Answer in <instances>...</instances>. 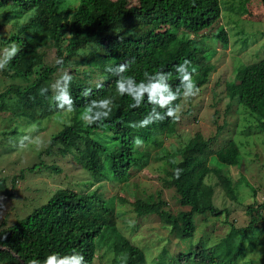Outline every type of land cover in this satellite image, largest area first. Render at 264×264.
Here are the masks:
<instances>
[{
  "label": "trees",
  "instance_id": "trees-1",
  "mask_svg": "<svg viewBox=\"0 0 264 264\" xmlns=\"http://www.w3.org/2000/svg\"><path fill=\"white\" fill-rule=\"evenodd\" d=\"M259 2L264 12V0ZM3 8H7L6 15L11 13L17 18L14 21L17 29L8 33L6 43L22 46L2 71L11 81L0 91V112L15 117L10 116L9 124L13 122V126L4 135H13L18 142L24 134L21 125L35 124L40 131L44 119L65 114L52 102L50 86L61 75L60 69L69 65L68 60L81 56L76 63L85 65L83 77L73 76L70 85L75 102L71 125L63 122V126L49 136L50 142L44 150L72 155L96 182H127L134 171L149 163L151 152L147 146L161 147L163 138L175 133L177 123L166 118L143 128L129 127L130 122L147 116L153 105L148 103L145 92L142 104L130 107L132 98L117 93L118 76L106 69L127 61L128 71L123 75L145 84L157 80L154 73L163 70L171 74L169 81L163 82H169L175 90L179 84L175 66L188 59L197 67L193 78L200 86L206 81L200 71L209 62L206 54L212 57V52H208L201 45L202 39L195 35L210 28L222 15L221 0H137L133 5L128 0H0V9ZM245 11L241 5L237 14ZM25 18L28 22L22 23ZM214 37L222 47L228 46L222 25ZM50 48L54 50L53 62L45 58ZM57 60L62 63L58 64ZM92 72L97 77L94 83L89 80ZM145 72L148 75L144 76ZM135 81L132 87H136ZM97 83H103V87L96 88ZM42 88H48L45 95H40ZM86 88L92 89L87 97L83 95ZM225 93L230 100L248 109L264 131V57L238 67L235 79L226 82ZM104 98L113 101L110 117L85 126L81 120L85 107L93 100ZM181 101L177 99L174 103ZM157 111L163 113L164 110L157 107ZM218 129L208 138L196 132L173 152L162 147L163 152L158 157L165 159L168 165L164 183L173 187L179 204L189 209L174 214L164 208L165 201L152 200L150 196L147 200L136 198L132 202L138 216L158 215L174 236L185 240L195 232L193 214L209 212L218 217L223 213V209L214 206L213 186L206 179L215 176L226 195L234 193L233 197L240 181L232 183L219 167L225 162L224 156L217 152H228L231 142L213 150L211 143L221 127ZM137 137L142 141L139 145L133 142ZM15 149L16 146H9L4 151ZM239 158L235 156L233 161ZM177 168L181 169L178 178L174 174ZM5 177L0 178V199L12 193L6 187ZM247 185L255 192L252 184ZM111 205L112 199L97 190L79 192L58 188L45 203L24 217L11 223L0 222V264H30L33 259L42 264L52 253L65 256L72 255L73 251L83 254L86 264H94L100 250L114 254L113 264H148L144 250L126 238L112 219L105 220L100 213V210L108 212ZM263 208L264 202L257 207L248 204L245 211L250 221L247 225L236 227L231 222L228 232L211 246L199 240L190 249L178 253V264H259L248 255L262 244ZM171 263L176 264L174 258Z\"/></svg>",
  "mask_w": 264,
  "mask_h": 264
},
{
  "label": "rangeland",
  "instance_id": "rangeland-1",
  "mask_svg": "<svg viewBox=\"0 0 264 264\" xmlns=\"http://www.w3.org/2000/svg\"><path fill=\"white\" fill-rule=\"evenodd\" d=\"M128 1L132 5L137 4V0ZM241 5H244L246 11L237 14ZM221 6V18L210 28L195 35L202 39L201 45L212 52V57L210 53L206 54L209 62L200 71L206 79L198 86L200 93L186 104L183 100L180 102L183 111L177 120L175 133L164 137L161 147L147 146L151 152L149 163L134 171L127 182H96L70 154L63 155L57 151L48 153L44 149L39 152L19 150L13 135H4L13 126V122L9 124L10 116L15 117L8 112H0V178L6 176V187L12 192L0 199V222L7 220L11 223L24 217L35 207L45 203L58 188L67 187L79 192L97 190L105 198L112 199L108 212L100 210L104 219H112L126 238L144 250L148 264H157L159 261L172 264L173 258L174 263L178 264V253L190 249L199 240H203L206 246H211L228 232L231 222L236 227L247 225L250 216L245 211L246 206L253 204L257 207L264 202V131L248 109L229 99L225 93V84L235 79L238 67L264 57V12L259 0H221ZM6 10L0 9V52L9 45L6 43L8 33L17 29L14 22L16 16L11 13L6 15ZM221 25L228 36V46L225 48L214 37ZM45 58L55 61L52 48L46 50ZM80 60L81 56L71 58L68 60L69 65L59 72L68 71L72 76L82 78L85 65L76 63ZM90 75L89 80L94 83L97 77L94 72ZM10 81L0 71V91ZM67 119H71V115H51L42 121V130L38 134L47 143L49 136L59 130ZM28 125H21V131ZM219 127L221 130L211 147L216 150L230 140L228 152H217L224 156L225 162V165L219 164V167L232 183L240 181L233 197L234 193L226 195L215 176L211 175L206 179L213 186V204L223 209V213L218 217L209 212L193 214L195 232L185 240L174 236L169 227L162 224L158 215L138 216L133 211L132 202L136 198L147 200L150 196L153 197L152 200L161 198L165 201L164 208L174 214L189 209L179 204L173 187L164 183L168 165L165 159L158 157L163 152L162 147L167 152H173L196 132H200L204 138L213 137ZM9 146H16V149L4 151ZM235 156H240L238 161H233ZM34 165V169H30ZM247 181L255 188V192L247 185ZM261 212L264 214V208ZM260 240L262 244L248 257L264 264V234L260 236ZM113 257L111 252L104 253L100 250L94 264H113Z\"/></svg>",
  "mask_w": 264,
  "mask_h": 264
},
{
  "label": "clouds",
  "instance_id": "clouds-1",
  "mask_svg": "<svg viewBox=\"0 0 264 264\" xmlns=\"http://www.w3.org/2000/svg\"><path fill=\"white\" fill-rule=\"evenodd\" d=\"M28 19L25 18L22 23H27ZM22 50V46L15 42L5 47L0 52V71H3L8 63H10L14 57ZM57 63H62V60H57ZM191 66V67H190ZM129 62H124L116 65L115 67H109L106 71L118 76L116 80V91L119 95H128L132 98L133 103L130 105L132 108L139 107L142 104V97L145 92L148 93V103L153 105L148 115L138 122H130L131 128H143L156 122H162L166 118L173 120H179L183 111L181 104H175L177 99H182L186 104L192 98L196 97L200 93V88L196 80L193 78L197 72V67L192 65V62L188 59H184L183 63L175 66L179 84L175 90L172 85L164 83L167 79L169 81L170 73H166L163 70L157 71L154 74L158 77L154 82L145 84L144 81L137 83L131 76H124L123 74L128 71ZM163 73V74H162ZM148 75V72L144 73V76ZM73 81V76L68 71H62L61 75L50 86L53 92L52 102L56 108L65 112L67 115H71L74 112V100L70 92V85ZM136 82V87H132L133 82ZM96 88L103 87V83H97ZM92 89L86 88L83 92L85 97L91 94ZM48 92V88L40 89V95H45ZM112 99L104 98L100 100L91 101L81 114V120L85 126H90L96 123L103 122L110 117L112 112ZM157 107L163 109V113L157 111ZM67 126L71 125V120L64 121ZM23 135L19 137L17 147L21 151L35 150L37 152L42 151L47 143L43 137L38 134V127L35 124L28 125L22 129ZM50 142V141H49ZM135 144L142 143L140 138H134ZM181 169H175V175L178 178ZM127 257H124L126 260ZM30 264H41V261L33 259ZM42 264H86L83 254L73 251L72 255L60 256L58 253H52L48 255Z\"/></svg>",
  "mask_w": 264,
  "mask_h": 264
}]
</instances>
